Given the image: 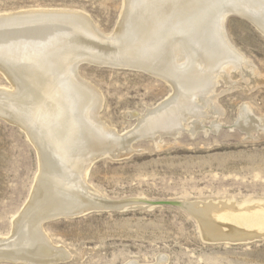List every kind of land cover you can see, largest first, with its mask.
Here are the masks:
<instances>
[{"label": "bare ground", "instance_id": "bare-ground-1", "mask_svg": "<svg viewBox=\"0 0 264 264\" xmlns=\"http://www.w3.org/2000/svg\"><path fill=\"white\" fill-rule=\"evenodd\" d=\"M35 8L0 13V71L12 85L0 86V116L22 127L39 159L31 199L11 223L9 240L0 237V259L43 264L65 257L44 236L46 217L106 206L85 180L94 159L130 153L137 138L177 136L188 119L186 130L201 128L205 117L219 112L216 86L231 71L247 85L264 84L224 28L225 17L238 14L264 32V0H123L108 34L82 10ZM82 61L146 71L166 82L170 94L118 135L98 116V92L77 73ZM237 116L248 136H264V116H254L247 104ZM253 199L195 201L186 208L203 239L240 242L264 236V200Z\"/></svg>", "mask_w": 264, "mask_h": 264}, {"label": "rangeland", "instance_id": "rangeland-1", "mask_svg": "<svg viewBox=\"0 0 264 264\" xmlns=\"http://www.w3.org/2000/svg\"><path fill=\"white\" fill-rule=\"evenodd\" d=\"M35 7L82 10L108 34L120 19L123 0H0V13ZM224 28L230 43L264 77V33L238 14H228ZM77 68L78 75L101 97L100 120L118 135L132 131L137 116L153 109L171 91L163 80L132 67L82 61ZM1 73L0 88L12 89ZM238 74L231 71L228 81L218 82L219 112L205 117L196 131L186 130L188 119L177 136L137 138L130 142V153L94 159L85 175L88 186L103 203L115 201L121 206L108 204L67 218L46 217L44 236L65 257L43 264H124L128 260L139 264H264V236L231 243L207 241L186 208L195 201L264 200V136L256 132L248 136L236 125L239 110L246 104L254 116H264V84L247 85ZM0 118V237L9 240L37 183L39 159L22 127ZM214 122L217 129H213ZM12 263L34 264L0 259V264Z\"/></svg>", "mask_w": 264, "mask_h": 264}, {"label": "water", "instance_id": "water-1", "mask_svg": "<svg viewBox=\"0 0 264 264\" xmlns=\"http://www.w3.org/2000/svg\"><path fill=\"white\" fill-rule=\"evenodd\" d=\"M254 26V25H253ZM255 28H256V26H254ZM257 30H259L258 28H256ZM260 32H262V33H264L263 31H261V30H259ZM106 66H110V67H118L117 65H107L106 64ZM1 117V116H0ZM237 128V127H236ZM101 202H103V201H101ZM105 202V201H104ZM105 205H112V206H115V207H118V206H121L120 204H121V202H119V203H117V202H110V203H104ZM100 208V207H99ZM99 208H97V209H99ZM97 209H91V210H97ZM91 210H88V211H91ZM85 212H87V211H85ZM84 213V212H83ZM77 214H79V213H77ZM73 215H76V213L75 214H63V215H58V216H63V217H70V216H73ZM36 264H38V263H36Z\"/></svg>", "mask_w": 264, "mask_h": 264}]
</instances>
